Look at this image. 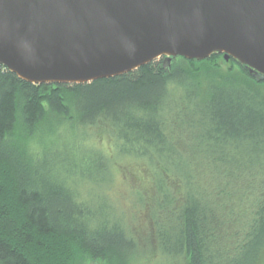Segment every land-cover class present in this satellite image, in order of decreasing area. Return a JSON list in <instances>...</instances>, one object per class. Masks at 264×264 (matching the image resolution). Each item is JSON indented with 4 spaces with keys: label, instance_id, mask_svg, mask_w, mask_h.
<instances>
[{
    "label": "trees",
    "instance_id": "1",
    "mask_svg": "<svg viewBox=\"0 0 264 264\" xmlns=\"http://www.w3.org/2000/svg\"><path fill=\"white\" fill-rule=\"evenodd\" d=\"M135 166L143 187L112 191ZM264 77L161 56L84 83L0 64V264H257Z\"/></svg>",
    "mask_w": 264,
    "mask_h": 264
},
{
    "label": "water",
    "instance_id": "2",
    "mask_svg": "<svg viewBox=\"0 0 264 264\" xmlns=\"http://www.w3.org/2000/svg\"><path fill=\"white\" fill-rule=\"evenodd\" d=\"M212 53L264 77V0H0V64L32 83Z\"/></svg>",
    "mask_w": 264,
    "mask_h": 264
},
{
    "label": "rangeland",
    "instance_id": "3",
    "mask_svg": "<svg viewBox=\"0 0 264 264\" xmlns=\"http://www.w3.org/2000/svg\"><path fill=\"white\" fill-rule=\"evenodd\" d=\"M128 173L123 171V175L120 176L118 182L115 181L114 186H112V191L118 196V199L121 204L124 201L128 202L130 200L129 195L126 194V186L128 182H132L133 186L143 187L142 184V175L140 176L141 172L138 171V168L135 166L127 169ZM135 264H138L135 263ZM257 264H264V250L260 253L259 259Z\"/></svg>",
    "mask_w": 264,
    "mask_h": 264
}]
</instances>
